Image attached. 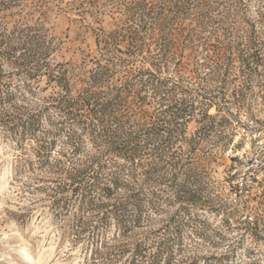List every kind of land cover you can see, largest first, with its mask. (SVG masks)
Returning <instances> with one entry per match:
<instances>
[{"label": "rangeland", "instance_id": "1", "mask_svg": "<svg viewBox=\"0 0 264 264\" xmlns=\"http://www.w3.org/2000/svg\"><path fill=\"white\" fill-rule=\"evenodd\" d=\"M259 144L264 0H0V264H264Z\"/></svg>", "mask_w": 264, "mask_h": 264}, {"label": "built area", "instance_id": "2", "mask_svg": "<svg viewBox=\"0 0 264 264\" xmlns=\"http://www.w3.org/2000/svg\"><path fill=\"white\" fill-rule=\"evenodd\" d=\"M230 156L235 165L231 174L235 191L246 194L254 187L264 189V148L261 144L253 149L237 148Z\"/></svg>", "mask_w": 264, "mask_h": 264}, {"label": "bare ground", "instance_id": "3", "mask_svg": "<svg viewBox=\"0 0 264 264\" xmlns=\"http://www.w3.org/2000/svg\"><path fill=\"white\" fill-rule=\"evenodd\" d=\"M22 249H23V251H22ZM19 253H20V256H19L20 259L24 258V260H25L26 258H28L29 257V248H28V246L27 245H23L21 247V250H20ZM22 254H25V255L23 256Z\"/></svg>", "mask_w": 264, "mask_h": 264}]
</instances>
